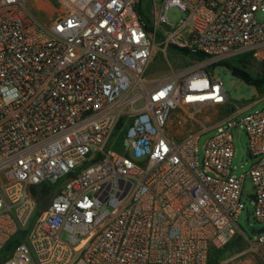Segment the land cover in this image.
Here are the masks:
<instances>
[{"label": "built area", "instance_id": "1", "mask_svg": "<svg viewBox=\"0 0 264 264\" xmlns=\"http://www.w3.org/2000/svg\"><path fill=\"white\" fill-rule=\"evenodd\" d=\"M141 6L0 0V264H208L239 234L248 177L264 223V109L237 120L235 107L202 161V134L179 141L170 129L174 115L209 122L230 105L207 66L245 52L264 61V0H153V27ZM172 7L184 14L176 25ZM171 47L194 66L147 87L152 59ZM240 126L259 160L237 177ZM123 130L129 150L108 149Z\"/></svg>", "mask_w": 264, "mask_h": 264}, {"label": "rangeland", "instance_id": "2", "mask_svg": "<svg viewBox=\"0 0 264 264\" xmlns=\"http://www.w3.org/2000/svg\"><path fill=\"white\" fill-rule=\"evenodd\" d=\"M162 1L163 0H155L157 6H160ZM153 10V0H142L141 11L146 16V21L150 27H153L151 20L154 15ZM39 16L45 21L50 20L51 18L47 13H41ZM167 17L171 24L176 25L184 18V14L178 8L172 7L168 10ZM257 17L260 21H264V14L260 13ZM156 42L159 43L160 38H158ZM240 58L248 62V68L254 77L264 78V61L255 60L252 57V54L248 52L232 56L228 59V61L238 60ZM195 62L196 55L194 53L187 54L183 50L171 47L169 48L167 54L162 52L155 54L145 73L144 82L147 87L154 86L160 83L163 79L172 76L174 73H181L189 69L194 66ZM206 71L223 80L231 102L230 105L211 111V114H209V122H204L205 116L202 115L198 116L199 123L193 122L181 124L178 123V115H174L172 116L170 123V129L174 131L179 141L185 140L190 134H202L198 142L201 161L203 159L204 147L206 143L217 132L216 129L212 128L221 122L224 117L229 115L235 107H241L243 101L251 100L256 91V87L249 86L245 82L233 76L231 70L223 66L221 63L207 66ZM257 89L261 92L264 91V87ZM136 106L137 108L142 107L143 101L139 102ZM251 113H255V110H248L244 112L237 117V120H241L245 115ZM202 123H206V125H203ZM205 128H209L211 130L203 134L202 132ZM124 133V130L119 132L117 137L108 145V149L120 154L126 153V151L129 150V143L126 140ZM234 148L235 154L232 170L235 176L241 177L249 172L252 166L259 160V158H253L249 155L248 136L244 131L243 126L234 129ZM87 166L88 164L81 166L76 170V172ZM251 194L252 182L250 177H248L245 181V187L242 195V200L245 203L246 208L240 214L238 219L239 234L222 249L217 264H222V262L228 260L232 261L233 264H242L246 259H250L253 256H256L255 258L260 264H264V255H260V250H262L264 254V245L256 251L252 247V244H258L260 236H264V223H260L254 219V207ZM35 216H37V212L34 217ZM32 221L29 224V228L31 227Z\"/></svg>", "mask_w": 264, "mask_h": 264}, {"label": "trees", "instance_id": "3", "mask_svg": "<svg viewBox=\"0 0 264 264\" xmlns=\"http://www.w3.org/2000/svg\"><path fill=\"white\" fill-rule=\"evenodd\" d=\"M245 53H247V52H245ZM238 55H240V54H238ZM228 59H230V58H228ZM228 59L221 62V64L223 66L227 67L228 69H230L233 76L237 77L238 79L245 82L249 86H253L256 88L264 87V78L254 77L248 68V62L246 60L240 58L238 60L228 61ZM221 251H222V249H220V250L212 249L210 252L208 264L209 263L210 264H217ZM4 257H6V255Z\"/></svg>", "mask_w": 264, "mask_h": 264}, {"label": "crops", "instance_id": "4", "mask_svg": "<svg viewBox=\"0 0 264 264\" xmlns=\"http://www.w3.org/2000/svg\"><path fill=\"white\" fill-rule=\"evenodd\" d=\"M164 80V79H163ZM241 110L244 112L248 110H255V112H258L262 109H264V91H260L256 88L255 93L253 94V97L249 101H243V104L241 107ZM259 108V109H258ZM254 253V252H253ZM260 255H264L262 250H260ZM256 256L251 257L250 259H246L242 264H260L256 258Z\"/></svg>", "mask_w": 264, "mask_h": 264}]
</instances>
